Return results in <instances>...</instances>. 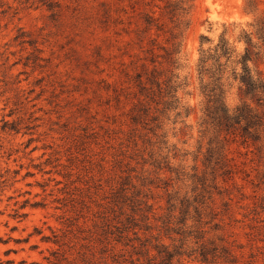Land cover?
Segmentation results:
<instances>
[{
  "label": "rangeland",
  "instance_id": "374dc122",
  "mask_svg": "<svg viewBox=\"0 0 264 264\" xmlns=\"http://www.w3.org/2000/svg\"><path fill=\"white\" fill-rule=\"evenodd\" d=\"M132 1L0 0V264H131L137 256L122 243L135 236L121 231L139 200L153 195L165 207L166 189L191 191L197 172L215 186L217 216L203 230L221 224L206 235L227 248L218 263L264 264V146L259 153L238 138L224 167L205 166L197 71L202 35L217 42L225 23L248 28L264 17V0L252 11L246 0L194 1L177 70L188 84L178 92L191 107L188 127L170 112L157 130L133 120L140 90L126 71L136 76L145 54L114 23L113 10L131 11ZM251 66L264 74V56ZM229 82L235 108L241 84ZM197 255L172 264H205Z\"/></svg>",
  "mask_w": 264,
  "mask_h": 264
},
{
  "label": "trees",
  "instance_id": "16d2710c",
  "mask_svg": "<svg viewBox=\"0 0 264 264\" xmlns=\"http://www.w3.org/2000/svg\"><path fill=\"white\" fill-rule=\"evenodd\" d=\"M194 1L133 0L129 4L131 11L125 6L113 10L118 15L114 23L122 26L123 33L133 35L136 39H131L128 44L138 45L145 54L138 56L136 76L126 71L128 77H135L140 90L138 108H134L133 112L136 123L155 124L157 130L163 125L162 117L175 112V118L182 119L181 122L188 127L186 119L191 107L183 104L178 95L179 90L188 84L179 81L177 70L185 35L190 27ZM246 3L247 10L252 11L256 0H246ZM242 42L245 47L239 50L237 43ZM263 56L264 17L256 18L248 24V28L239 22L223 24L217 42L202 35L197 71L205 103L199 125L201 137L208 139L204 161L207 168L212 164L224 167L227 145L238 138L244 144L253 145L259 153L262 152L264 110L259 112V109L264 107V74L255 71L251 64ZM231 78L241 84L242 101L235 108H231L226 99ZM163 136L166 137L165 134ZM169 171L174 172V169L169 167ZM228 172L225 170L223 174ZM190 180L192 189L185 194L174 187L172 191L166 189L165 207H156L155 203H151L150 200L155 199L153 195L146 200H139V208L133 211L135 215L127 218L125 225L128 226L121 231L123 234L128 229L133 230L135 236L122 243L130 246L137 256L131 259V264H142V260L144 264H172L175 257L184 254H198L205 264H219V249L225 251L227 248L215 239L222 242L223 239L216 234L206 239V235L221 230V224L215 223L210 230H203L217 216L212 208L214 200L210 190L215 186L208 183L206 174L199 175L198 172L191 175ZM192 237L196 239V244L201 243L196 250L189 252L184 246ZM121 239L118 242L121 243ZM166 239L171 243H167ZM133 240L135 243L130 244Z\"/></svg>",
  "mask_w": 264,
  "mask_h": 264
}]
</instances>
